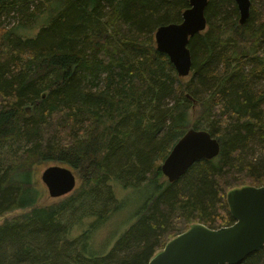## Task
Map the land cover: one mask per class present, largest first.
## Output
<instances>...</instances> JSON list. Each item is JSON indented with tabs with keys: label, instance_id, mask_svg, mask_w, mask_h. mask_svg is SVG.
I'll return each instance as SVG.
<instances>
[{
	"label": "trees",
	"instance_id": "16d2710c",
	"mask_svg": "<svg viewBox=\"0 0 264 264\" xmlns=\"http://www.w3.org/2000/svg\"><path fill=\"white\" fill-rule=\"evenodd\" d=\"M251 1L240 24L235 0H209L182 81L155 32L181 22L189 0H0L23 18L0 25V216L28 209L0 224V264H149L189 223H235L225 191L264 185V8ZM191 126L220 154L164 181ZM52 162L88 181L41 205L35 170ZM113 180L156 190L107 252L90 253L93 230H73L120 207ZM238 264H264V246Z\"/></svg>",
	"mask_w": 264,
	"mask_h": 264
},
{
	"label": "water",
	"instance_id": "95a60500",
	"mask_svg": "<svg viewBox=\"0 0 264 264\" xmlns=\"http://www.w3.org/2000/svg\"><path fill=\"white\" fill-rule=\"evenodd\" d=\"M183 20L158 27L155 40L158 51L169 56L178 74L188 76L193 56L189 47L195 34L207 29L206 8L209 0H189ZM244 24L252 6L251 0H235ZM30 112V108L27 109ZM221 143L208 130L189 128L175 143L161 169L170 182L177 181L195 162L212 159L220 154ZM52 197H62L74 191L77 177L66 166L52 165L42 173ZM227 202L235 223L211 228L195 223L170 239L149 264H238L264 246V185H247L228 193Z\"/></svg>",
	"mask_w": 264,
	"mask_h": 264
},
{
	"label": "rangeland",
	"instance_id": "374dc122",
	"mask_svg": "<svg viewBox=\"0 0 264 264\" xmlns=\"http://www.w3.org/2000/svg\"><path fill=\"white\" fill-rule=\"evenodd\" d=\"M256 4L258 5L259 8H264V0H257ZM1 12V11H0ZM22 15H19L18 13L16 15L11 14L8 15L6 13H0V25L6 28L11 29L14 26H19L20 23H22ZM44 18H41L39 23L44 22ZM29 24L31 25V21L28 20ZM34 25V23H33ZM35 27L38 29V25H35ZM40 27V25H39ZM208 27V26H207ZM21 30V29H20ZM28 32L22 34V36H26ZM21 33H17V35H13L14 38H17V36H20ZM157 46V45H156ZM192 73L189 74L188 76L182 78V81H187L191 79ZM190 96V95H188ZM27 109L30 108V112H33V107L31 106H26ZM28 111V110H27ZM194 117V116H193ZM193 119V118H192ZM192 127V126H191ZM189 127V128H191ZM188 128V129H189ZM182 137V136H181ZM175 145V144H174ZM256 155L261 154V149H257L255 152ZM163 164V163H162ZM52 165H60V166H66L61 163H47V165L40 166L36 172V177L39 179L37 181V187L43 191V195L40 199V204L41 205H51L55 203H59L75 194L76 190H78L80 187L84 186L85 183H87L88 178L86 175L83 176V173L77 172L75 170L72 171L77 177V185L74 189L73 192H71L68 195L62 196V197H52L49 194V190L47 185L44 183L42 180V173L43 171ZM164 181H169L168 177L164 175L163 177ZM112 184L114 186V191L119 199V204L120 207H118L115 211H113L111 214H108L106 218L101 219L99 216H94V215H88L84 217L82 220H80L77 224V226L73 230V235L77 236L81 234L82 232L86 230H93L92 238L90 240V248L89 252L90 253H97L100 254L101 252H107L111 246L114 245V243L117 241L119 236L126 230L128 229L134 220L136 219V214L137 212L142 208L144 202L146 201L147 197H150V191L151 190H156L154 186L149 189L148 187H140V188H124L122 184L118 181L113 180ZM247 186V185H245ZM254 186V185H253ZM243 187V186H242ZM239 188V187H235ZM234 189V188H232ZM229 189L225 191V201L227 200L228 193L232 190ZM28 209H19L16 211H12L9 213H6L3 216H0V224L4 223L7 220H11L14 216L27 211ZM196 222L189 223L188 227L190 228L193 224ZM179 225V223H177ZM176 224V225H177ZM223 227L226 225H222ZM221 228V227H220ZM162 250H159L156 254L161 252ZM155 254V255H156ZM154 255V256H155Z\"/></svg>",
	"mask_w": 264,
	"mask_h": 264
}]
</instances>
